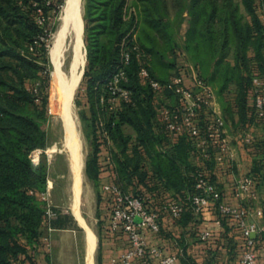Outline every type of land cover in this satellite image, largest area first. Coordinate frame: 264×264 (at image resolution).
<instances>
[{
	"label": "trees",
	"instance_id": "obj_1",
	"mask_svg": "<svg viewBox=\"0 0 264 264\" xmlns=\"http://www.w3.org/2000/svg\"><path fill=\"white\" fill-rule=\"evenodd\" d=\"M129 1L86 0L85 76L89 77L92 121L105 133L106 170L112 180L127 192L144 196L146 206L159 212L160 231L143 228L150 245L164 246L185 264H201L189 250L193 242L184 236L173 238L165 226V217L187 225L190 221L199 222L208 207H214L221 220L217 223L224 227L222 232L237 228L239 224L230 226L232 217L223 215L219 207L225 200L214 173L215 147L210 146L209 155L205 156L196 137L169 133L161 117L163 107L156 96L161 91L172 95L175 101L177 96L169 89L153 87L140 70L146 66L153 78L162 83L171 80L176 61L170 53H176L178 46L175 22L188 12L190 25L183 48L199 77L215 89L227 127L229 121L235 127L241 125L247 129L255 120L264 123L257 113L253 85L255 75L264 78V17L258 9V6L264 8V0H242L244 11L236 0H132L131 7ZM63 2L0 0V264H38L30 247L36 250L38 244H45L43 230L48 223L41 192L47 190L48 169L35 163L30 153L47 146L48 134L43 124L47 100L41 96L39 86L29 85L28 81L36 77L48 79L50 75L46 64L52 29L49 23L42 24L39 19L46 14L51 16L53 11L59 13ZM124 49L131 55L127 65L123 62ZM232 52L234 61L229 58ZM122 67L126 75L119 85L129 92L128 99L120 93L113 94L111 88L114 74ZM159 69H168L167 75H159ZM188 83L192 85V81ZM229 92L234 93L233 100L227 98ZM99 93L103 94V101ZM203 112L201 125L206 118ZM127 126L136 132L131 150ZM99 143L87 161V172L95 179H100L103 165ZM197 158L206 167L193 161ZM255 162L248 175L257 181L256 175L261 177L264 167L258 157ZM200 173L218 185L222 196L211 199L204 211L197 214L191 197L199 192L196 183ZM170 200L184 203L181 216L174 217L164 208ZM254 201L243 200L240 205L254 206ZM113 207L114 200L110 197L106 201L108 220ZM66 217L59 215L56 224L64 225ZM262 218L260 225H264ZM108 220L106 233L125 234L113 231ZM194 226L191 235L209 252L208 264H215L214 255L224 252L237 257L236 263L248 247L240 226L243 241L238 250L230 242L216 247L215 231L203 237V230L197 223ZM255 248L264 249V230L256 235ZM262 253L264 256V250Z\"/></svg>",
	"mask_w": 264,
	"mask_h": 264
},
{
	"label": "built area",
	"instance_id": "obj_2",
	"mask_svg": "<svg viewBox=\"0 0 264 264\" xmlns=\"http://www.w3.org/2000/svg\"><path fill=\"white\" fill-rule=\"evenodd\" d=\"M130 57V52L124 49L123 62L125 65L129 63ZM140 73L146 79H149L156 89H169L177 96L174 105L161 108L162 121L169 133L174 136L186 133L196 137L197 145L205 156L209 155V147L213 145L216 161H225L231 147L226 119L221 107L216 106L217 93L215 89L199 77L197 70L194 68L191 76L185 72L177 73L165 83L153 78L146 66L141 68ZM125 75L124 68H120L114 74L111 88L113 94L120 93L128 99L129 92L119 85L120 79ZM188 80L192 81V85L188 83ZM253 85L257 113L264 119V78L255 75ZM202 112L206 117L204 125L200 123ZM242 138L247 144L252 141V137L248 135V132H245ZM34 162L37 163L35 160ZM196 185L199 192L192 195L191 201L195 212L200 214L208 206L211 199H220L222 192L218 185L212 182L204 173L199 174ZM255 185V177L248 174L239 177L234 184L236 195L242 199L258 200ZM103 187L105 192L114 200L113 213L108 220L110 227L115 232L123 231L129 242L128 247L114 257L112 264H136L137 262L140 264H175L178 255L168 253L162 245H150L148 237L143 231V228L150 229L153 232H158L161 229L159 212L150 210L146 206L145 197L125 191L113 180L104 182ZM48 192V189L41 192V198L46 203L47 223L59 214L57 208L53 207ZM219 207L223 215L232 217L238 222L247 237L248 247L242 252L240 259L235 264H264L255 248V237L264 230V226L249 218L252 214L263 217L264 209L257 206L252 211L249 208L251 206H234L226 201L221 202ZM164 208L174 217H179L185 207L181 201L170 200ZM217 222L220 223L221 220L218 219ZM210 234L209 230L204 231L203 237H208ZM38 264L45 263L40 262Z\"/></svg>",
	"mask_w": 264,
	"mask_h": 264
},
{
	"label": "rangeland",
	"instance_id": "obj_3",
	"mask_svg": "<svg viewBox=\"0 0 264 264\" xmlns=\"http://www.w3.org/2000/svg\"><path fill=\"white\" fill-rule=\"evenodd\" d=\"M241 4L242 10L244 11V6L242 4V0H236ZM65 2V0H64ZM63 2V3H64ZM129 7L132 6V0L129 1ZM63 3H61L63 5ZM61 5V8H62ZM61 8L58 12L61 11ZM134 9V8H133ZM132 9V10H133ZM259 11L262 13L264 17V8L263 6H258ZM86 0H84V19H85V41L87 34V19H86ZM246 13V12H245ZM58 13L53 11V14L45 15V17H40V22L42 24L49 23L50 28L55 32L57 26L59 24V16ZM246 18H248L247 14ZM190 16L188 12H185V15L182 18L178 19V22H175L176 26V38L178 41V46L176 53H170L171 57L176 61V67L171 70V73H178L179 71L185 72L187 75H193L194 63L190 58V55L186 50H184L183 45L185 43L186 33L188 27L190 25ZM53 32V34H54ZM52 33V31H51ZM86 66L84 70V75L82 81L77 89V93L75 96V108L79 116V124L80 130L82 133L83 140V152L85 165L83 169V179H82V192L80 197V207L82 214L88 223L93 229L98 232V236L100 237V246L102 245V240L105 238L106 234V201L110 199V195H108L104 190V182L111 181V175L106 170V140L105 133L99 124H93V114L91 110V102L89 97V77L85 76L87 65H88V48L86 42ZM229 58L234 61V53L232 52ZM45 65V64H44ZM46 70L49 72L48 79H43L40 77H36L28 81L29 85H37L39 86V92L42 93L41 96L45 97L47 100V112L46 119L43 121L44 128L48 134L47 146L45 148L39 147L31 151L30 155H32L33 159L37 162V164H44L48 169V180H47V189L49 190L48 196L53 203V207H56L59 211L58 216L55 220L58 219L59 215H64L66 217L65 226H58L59 229H52L50 226L54 224L52 219L48 225L44 227V240L45 244H41L36 250L34 247H30V251L34 253L35 260L37 262L40 261V253L44 248L45 254L44 259L45 264H86L87 258V229L84 225L80 223L77 216L74 213V203H75V179L73 175V171L71 169L70 164V155L67 148L64 145L65 131L62 124V121L59 115L53 111L55 107V101L57 99V94L53 87V76H52V66L49 63L46 64ZM168 69H159L158 74L163 76L167 75ZM46 75V72H45ZM100 83V81H98ZM234 89V86H232ZM100 94V93H99ZM234 93L229 92L227 98L233 100ZM103 94H100L101 101ZM156 101L160 103L161 107H169L176 103L174 97L165 93V91H161L159 96H156ZM41 102V101H40ZM216 106H220L222 109V104L217 96ZM57 114V115H56ZM228 126V134L230 140V151L228 157L238 161V158L242 155V150L248 151L250 149V153L255 155L256 157L262 158L264 157V148L259 149L258 143H262V138L260 136H256L255 131L251 128L247 129L243 126H236L229 121ZM252 126V123L249 127ZM248 132V135H251L252 141L250 144H247L243 141L242 135ZM126 133L131 136L130 141V150L133 148L135 142V130L131 126L126 127ZM264 141V140H263ZM100 144V160L102 165V170L100 174V179L92 178L87 172V161L91 157L95 144ZM264 145V143H263ZM55 146V150L51 151V148ZM249 152V151H248ZM254 153V154H253ZM241 173V174H240ZM238 175V178L244 176L246 172L241 170ZM237 178V179H238ZM236 183V180H234ZM234 183V184H235ZM261 191V189H260ZM260 191L258 192V197H260ZM46 206V203L44 204ZM61 212V213H60ZM64 213V214H63ZM252 220V219H250ZM255 220V219H253ZM258 222V220H255ZM51 224V225H50ZM260 224V222H259ZM55 225V224H54ZM53 225V227H54ZM55 233H59L60 237L63 235L76 236L79 239L78 245L73 246H65L63 248H59L57 244L54 243L53 239L55 238ZM69 233V234H68ZM98 248L96 253V257L99 258L101 248ZM36 247V246H35ZM43 259V258H42ZM97 261V259H96Z\"/></svg>",
	"mask_w": 264,
	"mask_h": 264
},
{
	"label": "crops",
	"instance_id": "obj_4",
	"mask_svg": "<svg viewBox=\"0 0 264 264\" xmlns=\"http://www.w3.org/2000/svg\"><path fill=\"white\" fill-rule=\"evenodd\" d=\"M238 119V116H237ZM251 129H253L255 131L256 136H260L263 140H264V123L261 120H255L254 123H252V126L250 127ZM262 140V143H258L259 146H257L259 149L264 148V141ZM250 149L249 148V152L248 151H243L240 152L242 153V155L238 158V161L233 159V157L231 158H227L225 161L222 162H218L216 161L215 167H214V173L218 179V181L220 182V184L222 185L223 191H224V200L227 201L228 203L234 205V206H239L240 204H242L243 200H249V199H242L241 197H238L236 195L235 189H234V183L237 178H238V174L241 172V170L243 172H246V175L250 172H252L254 166H255V155H252L250 153ZM264 151V150H263ZM254 154V153H253ZM261 157V156H259ZM258 157V158H259ZM262 161L263 167H264V157L259 158ZM195 163H198L199 165H201L203 168L206 167V165L204 163H202L198 158L193 160ZM206 169V168H205ZM264 169V168H263ZM263 175L260 177L259 175H256L257 177V181H256V185L255 188L256 190L261 189L260 191V197L258 200L254 201V207L251 206L249 208L252 209V211L257 207L260 206L264 209V170H263ZM241 174V173H240ZM170 193L172 194L173 192L170 191ZM214 207H208V209L205 211V213L203 214L201 220L199 222H194V221H190L188 222L187 225H182L178 222H176L173 218L171 217H165V226L168 228V231H170L173 235V238H181V237H185L186 240L188 242H193L192 244H190L191 246L189 247V250L193 253H191L193 255V257L195 259H198L199 262L201 264H208L207 263V259H209V252L205 251L204 249H202V245L203 243L199 242L198 243V238L191 235L192 232L196 229L195 228V224L197 223L198 226L200 227L201 230L204 231H215L216 232V236H215V246L219 247L220 244H228L229 242L231 243V247H235L236 246V250H238L240 248V245H242V241H243V236H242V232L241 229L238 228V222L231 218L229 219V224L230 226H237V228H233V229H229L228 231L222 232L224 231V227L220 224L217 223V219H218V215L217 212L215 210H213ZM74 213L75 209H74ZM82 213V211H81ZM64 214V213H63ZM77 216V214H76ZM78 220L80 221L79 217L77 216ZM250 219H255L258 220V222L263 223V218L262 217H258L255 214H252L250 217ZM54 224H50V228L52 229H59L57 227L56 224V220L54 219V221H52ZM80 223L82 225H84L81 221ZM54 225V227H53ZM262 225V224H261ZM60 227H62L61 225H59ZM65 226V224H64ZM85 226V225H84ZM264 226V225H262ZM86 227V226H85ZM87 229V228H86ZM94 232L96 234V240H97V244L93 253V258H94V262L95 264H112V260L114 259V257L118 256L122 251H124L127 247L129 242L127 241V237L125 234H115V233H111L105 234V238H103L102 240V245L100 246V237L98 236V232H96V230L94 229ZM69 234V233H68ZM87 237L88 240L86 241V247H87V258H86V264H88V260H89V236H88V230H87ZM54 243L57 244V246H59V248H63L65 246H73V245H78L79 244V239L76 236H71L70 235H63V237L59 236V233H55V238L53 239ZM196 241L197 244H194ZM101 248L100 251V255L99 258L96 257V253L98 251V248ZM200 246V248H199ZM204 246V245H203ZM44 250V248L42 249ZM44 254L45 252L42 251ZM263 250L264 249H260L259 255L262 261H264V256H263ZM39 251V250H38ZM40 253V261L44 260V254L41 252ZM212 254H214L212 252ZM211 255V254H210ZM233 254H227V252L225 253H221L220 256H216L214 255V262L215 264H233L235 263L236 258H233ZM43 258V259H42ZM97 259V261H96ZM43 263H46L44 262ZM138 264V262L136 263ZM175 264H185L182 259L180 258Z\"/></svg>",
	"mask_w": 264,
	"mask_h": 264
},
{
	"label": "bare ground",
	"instance_id": "obj_5",
	"mask_svg": "<svg viewBox=\"0 0 264 264\" xmlns=\"http://www.w3.org/2000/svg\"><path fill=\"white\" fill-rule=\"evenodd\" d=\"M57 15H60L59 24L55 32L52 30L48 49L53 87L57 94L53 111L59 115L65 131L64 145L70 155L75 179L74 209L88 230L90 251L88 264H95L93 253L97 244L96 234L86 222L80 207L85 159L79 116L75 108V96L87 62L84 0H65ZM54 150L55 146L51 148V151Z\"/></svg>",
	"mask_w": 264,
	"mask_h": 264
}]
</instances>
